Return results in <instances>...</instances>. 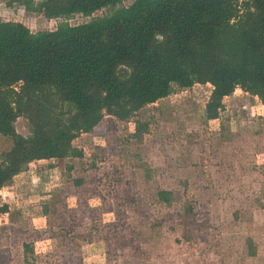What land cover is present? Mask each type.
Here are the masks:
<instances>
[{"label":"rangeland","instance_id":"obj_1","mask_svg":"<svg viewBox=\"0 0 264 264\" xmlns=\"http://www.w3.org/2000/svg\"><path fill=\"white\" fill-rule=\"evenodd\" d=\"M116 7L49 19L0 0V19L38 31ZM212 88L178 89L128 120L107 114L73 140L81 156L31 161L1 190L0 264H264L263 104L238 88L209 119ZM15 126L31 134L27 118ZM11 145L0 134V154Z\"/></svg>","mask_w":264,"mask_h":264},{"label":"trees","instance_id":"obj_2","mask_svg":"<svg viewBox=\"0 0 264 264\" xmlns=\"http://www.w3.org/2000/svg\"><path fill=\"white\" fill-rule=\"evenodd\" d=\"M124 1L7 3L67 19ZM197 83L213 86L209 119L237 88L257 96L264 112V0H134L86 22L38 31L0 19V134L12 142L0 154V197L31 161L81 156L73 140L105 115L128 120ZM19 117L28 119L29 136L17 131ZM145 125L137 123L139 135ZM159 197L170 202L167 190ZM8 211L0 203V215Z\"/></svg>","mask_w":264,"mask_h":264},{"label":"crops","instance_id":"obj_3","mask_svg":"<svg viewBox=\"0 0 264 264\" xmlns=\"http://www.w3.org/2000/svg\"><path fill=\"white\" fill-rule=\"evenodd\" d=\"M238 89V88H237Z\"/></svg>","mask_w":264,"mask_h":264}]
</instances>
